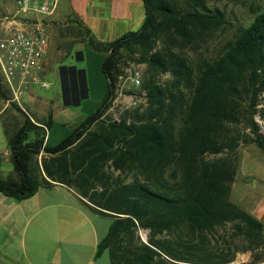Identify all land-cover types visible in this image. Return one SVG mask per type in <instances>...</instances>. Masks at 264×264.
Returning <instances> with one entry per match:
<instances>
[{
    "label": "trees",
    "instance_id": "16d2710c",
    "mask_svg": "<svg viewBox=\"0 0 264 264\" xmlns=\"http://www.w3.org/2000/svg\"><path fill=\"white\" fill-rule=\"evenodd\" d=\"M142 1L138 30L107 42L89 39L106 51V93L57 145L45 143L51 119L33 121L0 75V98L21 116L9 126L0 115L15 172L0 175V193L21 200L41 186L74 185L94 211L112 218L96 249V255L107 250L112 264H230L237 252L264 245L262 220L230 199L238 146L253 143L264 153L255 119L257 113L264 119V6L206 55L226 28L223 11L206 0ZM129 60L145 66L147 105L120 120L104 119L115 78ZM162 75L169 79L160 81ZM60 80L65 104L86 95L82 69L61 66ZM240 123L243 132L229 127ZM107 166L132 174L131 181L113 177ZM228 224L230 243L239 237L240 247L212 241ZM139 229L148 230L146 242Z\"/></svg>",
    "mask_w": 264,
    "mask_h": 264
},
{
    "label": "rangeland",
    "instance_id": "374dc122",
    "mask_svg": "<svg viewBox=\"0 0 264 264\" xmlns=\"http://www.w3.org/2000/svg\"><path fill=\"white\" fill-rule=\"evenodd\" d=\"M71 1L79 10L83 12L82 4H76V1L78 0H61L60 3L58 1L59 11L61 12L59 14H66V16L62 18V22H58V24L49 27V21L45 18L47 15L44 16L42 21V24L48 34L49 45L50 43L52 45L51 53L48 51L46 71L42 76V79L47 82L48 86L43 88L37 85H32L30 91L39 97L41 111L39 109L37 110L35 107H33V105L28 104L26 97H22L20 100L24 110L28 115L32 116L34 121L48 120L51 116V111L52 113H56L51 119L50 127L46 128L45 143L48 146L57 145L61 140L66 138L72 132V130L87 116L92 115L100 106L106 93L107 80L101 70V62L106 56V51L103 49L94 48L90 44L89 39L91 38L94 42H107L118 38L110 37L103 39L105 36H107L103 23H98V29H96V33L91 32L88 34L84 29L89 27L82 25V20L84 19L83 15L81 16L79 13L74 11V9H72ZM81 1L83 3V0ZM206 1L210 7H217L223 11L227 20L226 28H224L223 31H220L215 39L210 42L208 50L205 52L206 55L214 54L215 50L224 41L233 36V33L239 26H246L252 20L255 14L253 11L264 6V0ZM93 10L97 11V9L93 7H87V16H89V14H91L89 12H92ZM12 12H14L13 0H0V17L4 14ZM19 14L29 15V13L23 12H20ZM143 20H141L137 27L131 31L138 30ZM114 35L115 33H113L112 36ZM127 65L137 66L138 64L129 60ZM61 66H74L76 69H82L84 71L86 95L81 96L78 103H64L60 80ZM139 67L142 70L143 78L145 66L140 64ZM167 79H169V75H162L160 77V81ZM262 105L263 102H261L260 107ZM0 113V115L7 121V125L9 126L14 125L16 122H18V120L21 119L20 114L10 108V102H5L1 98ZM125 113L126 112H124V114ZM103 118H111V113L104 115ZM255 119L262 131H264V119L258 113L255 114ZM1 125L2 121L0 118V128ZM229 127L230 129L239 132H243L245 129L243 123L230 125ZM5 140L6 141L4 142V145L7 146V139ZM236 155L238 161H240V164L242 162V158H244L246 161L242 163L243 167L241 166V168H239L237 175H240L241 173V176L248 185V189L250 186L251 188L249 191H246L242 197L241 195H238L237 191L234 192L230 199L243 209H249L248 207L252 205L264 207V153L255 144L247 143L240 144L238 146ZM43 156L44 154L41 153L37 157H33L31 161V167H35L36 162H39ZM213 156L214 155H210V157ZM217 156H220V154ZM106 171L111 173L113 177H121L125 182L131 181L133 176L132 174H121L119 171H114L108 166L106 167ZM2 174H8L5 167L3 168ZM68 188L72 189L76 193L79 192L74 185H71ZM37 191L43 195L42 197L40 194L38 196L41 203L45 201L53 202L54 200H61L63 193L68 192L66 187H61L57 184H53L48 187L41 186ZM239 197L242 199L240 198V201H236V199ZM7 211V207H4L3 212L0 213V219L3 216V213ZM89 217L97 231L99 240H101L103 236H105L112 218L107 215L98 213L96 214V212H93L92 210L91 214H89ZM262 222L264 224V219H262ZM24 223L25 220L21 217H16L13 219V221L8 220L4 223L0 222V264H29L28 261L26 262L25 251L23 250L22 245L25 243V249L28 246V236L30 233L31 224L26 230ZM138 235L142 241L146 242L148 230L139 229ZM231 236L232 228L231 225L228 224L219 228L215 233H213L211 239L214 243H216L218 246H222L223 248L231 247L233 249L235 246L240 247L242 245L240 238L236 237L233 239V242L230 243V241H232ZM83 239V246L77 248V251L79 252H77L76 256V260L80 264L84 262L88 248L86 245L88 244L86 242L87 240L85 238ZM227 243L229 245H227ZM54 258L55 255L51 256V258L47 257V260H41L38 263L36 261H32L33 263L30 264H49L51 259ZM257 258L258 263L256 264H264V245H261L255 249L237 252L234 260L230 264H250L253 262V259L255 260ZM92 262L94 264H112L107 250L95 256Z\"/></svg>",
    "mask_w": 264,
    "mask_h": 264
},
{
    "label": "crops",
    "instance_id": "0c3cea01",
    "mask_svg": "<svg viewBox=\"0 0 264 264\" xmlns=\"http://www.w3.org/2000/svg\"><path fill=\"white\" fill-rule=\"evenodd\" d=\"M60 1L61 0H59V3ZM76 4H82L83 12L71 1L72 9L81 16L83 15L84 19L82 20V25L89 27L84 29H87L88 34L91 32L96 33L98 23H103L107 33V36L103 39L110 37L116 38L127 31L135 29L145 15L142 0H83V3L81 0H78L76 1ZM87 7H93L97 9V11L93 10L92 12H89L91 14L87 16ZM59 13L61 12L59 11L58 4L55 11L45 17L49 21V27L58 24V22H62L61 20L66 14ZM80 27L83 28L82 26ZM113 33H115L114 36H112ZM51 51L52 45L50 43L49 52L51 53ZM25 97L28 104L33 105V107L41 111L39 97L32 92L25 95ZM44 102L46 103L45 100ZM54 114L56 113H52L51 111L50 119H52ZM30 117L32 118V116ZM32 120L34 121L33 118ZM5 139L6 135L4 137V129L1 125L0 175L2 177H15L13 165L9 157L8 145H4V142L6 141ZM241 161V164L240 161H238L234 181L231 185L230 197L236 191L238 192V195H241L242 197L246 191H249L251 188L250 186L248 189V185L241 176V173L240 175H237L239 168H241V166L243 167L242 163L245 161L244 158H242ZM4 167L8 172L6 175L2 174ZM56 184L61 187H66L68 192L63 193L61 200H54L53 202L45 201L41 203L38 196L39 194L41 197L43 195L39 193V191H37L38 193L36 192L34 195L21 200L0 193V213L3 212L4 207H7L8 209L7 212L3 213L0 222L4 223L8 220L13 221L14 218L21 217L25 220L24 225L26 230L31 224L28 236V246L25 249V243L22 245V248L25 251L26 262L28 261L29 264L33 263L32 261L38 263L41 260H47V257L51 258L53 255H55V258L51 259L49 264H80L76 260V256L77 252H79L77 251V248L83 246V238L87 240L85 241L88 243L86 244L88 248L82 264H94L92 261L94 257L97 256L96 249L99 238L89 214H91V210L93 212L96 211L89 206L92 204L72 189L61 183ZM241 197L236 199V201H240L239 199ZM248 208L249 209L244 210L248 211L258 219H264V207L252 205Z\"/></svg>",
    "mask_w": 264,
    "mask_h": 264
},
{
    "label": "built area",
    "instance_id": "2783aa9c",
    "mask_svg": "<svg viewBox=\"0 0 264 264\" xmlns=\"http://www.w3.org/2000/svg\"><path fill=\"white\" fill-rule=\"evenodd\" d=\"M58 1L13 0L14 12L0 17V75L11 99L22 110L20 100L31 93L32 85L48 86L42 79L49 51L48 34L42 21L55 11ZM20 12L29 15H20ZM139 66L127 65L116 76L104 114L111 113L110 120H120L124 112L147 105Z\"/></svg>",
    "mask_w": 264,
    "mask_h": 264
},
{
    "label": "flooded vegetation",
    "instance_id": "af4514ba",
    "mask_svg": "<svg viewBox=\"0 0 264 264\" xmlns=\"http://www.w3.org/2000/svg\"><path fill=\"white\" fill-rule=\"evenodd\" d=\"M71 100H72V102H75L74 97H72V96H71Z\"/></svg>",
    "mask_w": 264,
    "mask_h": 264
},
{
    "label": "water",
    "instance_id": "95a60500",
    "mask_svg": "<svg viewBox=\"0 0 264 264\" xmlns=\"http://www.w3.org/2000/svg\"><path fill=\"white\" fill-rule=\"evenodd\" d=\"M80 101V98L77 99V103ZM71 103H75V102H71Z\"/></svg>",
    "mask_w": 264,
    "mask_h": 264
}]
</instances>
